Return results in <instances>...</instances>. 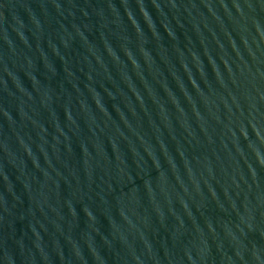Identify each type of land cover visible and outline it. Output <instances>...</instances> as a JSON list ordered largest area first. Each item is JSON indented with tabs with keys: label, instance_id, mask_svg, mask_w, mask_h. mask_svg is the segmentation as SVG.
I'll use <instances>...</instances> for the list:
<instances>
[{
	"label": "water",
	"instance_id": "obj_1",
	"mask_svg": "<svg viewBox=\"0 0 264 264\" xmlns=\"http://www.w3.org/2000/svg\"><path fill=\"white\" fill-rule=\"evenodd\" d=\"M0 264H264V0H0Z\"/></svg>",
	"mask_w": 264,
	"mask_h": 264
}]
</instances>
